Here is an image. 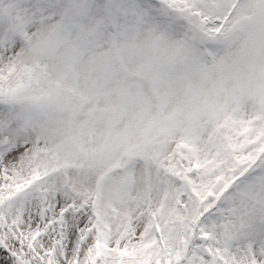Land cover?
Returning a JSON list of instances; mask_svg holds the SVG:
<instances>
[{
  "label": "snow or ice",
  "instance_id": "1",
  "mask_svg": "<svg viewBox=\"0 0 264 264\" xmlns=\"http://www.w3.org/2000/svg\"><path fill=\"white\" fill-rule=\"evenodd\" d=\"M0 264H264V0H0Z\"/></svg>",
  "mask_w": 264,
  "mask_h": 264
}]
</instances>
